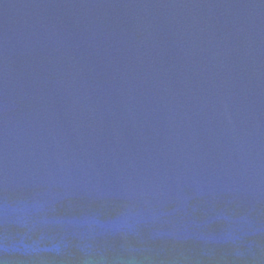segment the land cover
<instances>
[{
	"label": "water",
	"instance_id": "1",
	"mask_svg": "<svg viewBox=\"0 0 264 264\" xmlns=\"http://www.w3.org/2000/svg\"><path fill=\"white\" fill-rule=\"evenodd\" d=\"M0 264H264V0H0Z\"/></svg>",
	"mask_w": 264,
	"mask_h": 264
}]
</instances>
